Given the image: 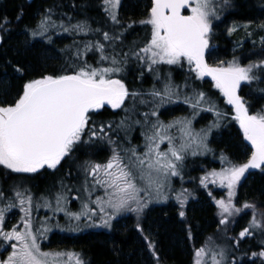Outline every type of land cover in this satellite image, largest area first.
I'll use <instances>...</instances> for the list:
<instances>
[{
	"label": "snow or ice",
	"instance_id": "6c2138e0",
	"mask_svg": "<svg viewBox=\"0 0 264 264\" xmlns=\"http://www.w3.org/2000/svg\"><path fill=\"white\" fill-rule=\"evenodd\" d=\"M231 6V0H150L145 18L123 20V0H99L96 7L102 19L94 21L58 12L60 6L54 3L33 16L32 23L23 24V52L39 47L46 59L61 62L52 71L42 70L24 79L14 94L0 90V168L6 174H34L44 169L58 170L69 158L74 160L76 152L88 155L87 149L105 151L101 145L107 146L109 154L103 161H81L75 175L69 166L58 184L39 195L23 184L0 188V264H91L83 251L42 250L41 240L47 239L46 234L52 230L48 224L60 213L69 224L80 222L85 227L109 230L118 217L132 213L136 221L133 228L143 240L151 264H163L157 242L142 222L145 211L154 203L171 199L176 203L177 216L186 221L192 194L182 186L177 190L173 178L183 182L188 158L212 151L209 137L228 118L206 92L189 83V77L176 83L171 71L161 70L185 63L193 80L210 77L212 87L231 106V120L242 133L246 156L244 162H237L222 153L221 167L204 169L197 178L201 188L223 189L226 196L216 198L207 191L218 210L217 230L222 236L207 237L197 247L191 225L185 229L186 238L193 242L192 264H240L237 253L242 242L257 235L264 237V210L255 202L238 203L237 196L250 170L264 172V105L254 110L241 95L243 86H247L249 95L264 99V87H260L264 85V36L259 40V52L252 53L258 59H248L245 64L241 59L246 57L234 54L230 60L210 64L207 56L213 50L214 22L221 20V13ZM24 15L21 7L12 19L0 16V48L11 39V25L22 24ZM252 23L233 22L227 34L231 36L240 27L247 30ZM136 25L148 29L145 38L125 44ZM257 29L264 31V22ZM65 34L73 37V43L53 48L54 37L61 39ZM251 35L247 32L248 37ZM77 36L82 39L76 40ZM89 36L93 39H87ZM252 43L255 48L256 41ZM238 46L243 48V43L238 42ZM17 52L20 54L21 49ZM89 54L93 62H89ZM130 61L139 66L140 79L145 73L152 74L150 89L130 90L122 76ZM5 64L4 75L10 67L20 79L31 67L20 59ZM174 104L187 106L191 113L165 122L160 118L161 109ZM106 107L125 115L118 121L94 120L93 116ZM201 112L213 113L215 119L197 130L194 121ZM134 126L141 129L139 144H133L128 134ZM73 201L80 202L78 211L69 210ZM41 208L52 215L34 218L33 213ZM14 209L19 211V219L6 227L7 215ZM248 212L251 217L246 226L228 236L229 226ZM55 226L60 227L58 222ZM67 230L81 229L77 223ZM258 247L250 255L261 258L264 264V239Z\"/></svg>",
	"mask_w": 264,
	"mask_h": 264
},
{
	"label": "trees",
	"instance_id": "16d2710c",
	"mask_svg": "<svg viewBox=\"0 0 264 264\" xmlns=\"http://www.w3.org/2000/svg\"><path fill=\"white\" fill-rule=\"evenodd\" d=\"M59 5L57 9L58 12H66L75 19H84L85 16L89 17L91 20L100 21L102 19V13L96 5L99 0H33L29 2L28 0H0V16H7L9 19L14 18L17 15L18 10L24 8V20L22 24L11 25L13 29L11 33V39L0 48V90L6 89L10 93L14 94L24 82V79L31 78L33 75H38L42 70L52 71L54 67L60 64V59H46L44 50L37 47L28 52H23V39L24 37L20 35V31L23 24L32 23V17L35 16L42 8L51 6L52 4ZM150 0H123V7L121 9V18L127 20L129 18L134 20H140L145 18V10L149 5ZM73 5H76L73 8ZM231 7L226 8L221 13V20L214 22V27L219 28L217 33L213 36L211 41L213 45V50L208 59L211 64H215L214 56L219 55L221 58L232 59L235 54L242 58V63H247L248 59H258L259 56L252 55L253 52H259V40L249 38L244 41L243 48L236 45L237 40L235 36H229L227 34V22H237V21H253L252 27H257L261 22H264V0H232ZM73 20V23L75 22ZM94 27L99 26L98 24H93ZM148 29L143 25H136L135 30L130 32L125 44L132 40H143ZM260 34H264V31H260ZM56 39L53 48H62L65 45H71L73 43V37L65 36L61 39ZM76 40H81L82 38L77 36ZM87 39H93L89 36ZM253 41H256L255 48L253 47ZM17 49H21V53L18 54ZM236 50L235 53L233 50ZM127 51V48H125ZM60 54L58 53V56ZM264 55V54H262ZM17 59L24 61L31 65L27 75L23 78H17L15 74L12 73L10 67L7 68V76L4 75L6 68L5 61L16 62ZM89 62H93L92 54L88 56ZM174 67V66H173ZM176 70H182L184 68L175 67ZM140 72L139 66L134 62L130 61L126 66L125 73L122 76L126 77L125 82L131 89H145L146 86H152L153 78L151 74L145 73L143 79L138 77ZM174 72V71H173ZM178 75L176 79L180 82L182 74L177 71L174 72ZM184 74V73H183ZM190 76V75H189ZM145 78L148 79L147 85L143 88L140 82H145ZM191 83L195 87L203 84L205 81L197 82V80L191 79ZM149 83V85H148ZM256 88L257 85H253ZM264 87V85H260ZM199 88V87H197ZM249 88L243 86L241 95L245 96L252 105L253 109H258L261 105H264V99H261L258 95H249ZM10 98V97H8ZM224 106V105H223ZM222 109V108H221ZM146 108H141L140 111H146ZM161 113L164 112L161 110ZM125 113L121 110H111L106 107L102 109L99 114L93 116V119L97 122L99 121H118ZM231 120L226 122L230 123ZM229 128L221 127V138L216 142L217 148L225 149L223 151L229 152V155L234 159L237 158V162H244L246 159L245 154L241 156V151L239 149L240 140L238 131L235 130L233 123L228 126ZM137 127L134 126L129 131V136L132 138V142L137 141V136L135 134ZM235 132L236 136H233ZM133 134V135H132ZM232 135V137H231ZM105 148V151H99L98 148L87 149L88 155L85 152L73 153L75 159L69 158L67 163L58 170L53 171L50 169L41 170L39 173L34 174H6L5 170L0 168V182H3L0 188L6 189V184L9 179L14 178L16 181H22V184H26V187L32 189L37 195L44 193L46 190L52 188L54 184H58L60 178L71 166L73 175L76 173L77 165L85 159H94L97 161H103L105 157L109 154L106 145H101ZM236 161V159H234ZM215 164V163H212ZM224 195H226V190L221 189ZM238 203L244 201L255 202L257 206L264 210V172L260 170H250L249 174H246V179L242 180L241 187L237 192ZM212 205H203L202 207H197L193 210L192 214L190 210L188 214L190 219L181 221L177 216V208L172 205L163 207L161 205L155 206L153 209H149L145 217L143 218V224L146 231L150 230L152 238L157 242L158 250L163 258V264H190L192 257V241L186 238L185 229L191 225L193 230V235L195 237V244H201L198 242L201 234L208 225H215L216 216L210 212ZM167 208V209H166ZM18 211L14 209L12 212ZM19 212V211H18ZM251 217V213L248 212L247 215H243L238 218L239 225L236 233L239 232L241 228L246 226L245 222ZM7 220V219H6ZM13 222V221H11ZM136 221L132 217L128 216L125 219H118L114 225V229L110 231H95L92 233H81L77 235H66L63 239L58 238L57 233L51 235L52 241L50 244L57 243V241L68 245H72L83 251L86 258H88L91 264H151L149 254L144 250V242L140 239L138 233L133 228V224ZM186 223V224H185ZM7 224V221H6ZM15 224V223H13ZM10 227V226H6ZM253 244L250 249L258 251L259 247L255 244V240H251ZM199 247L198 245H196ZM244 261L240 264H252L253 260L251 255L245 257ZM259 263L261 264V258ZM256 264V263H255Z\"/></svg>",
	"mask_w": 264,
	"mask_h": 264
},
{
	"label": "rangeland",
	"instance_id": "374dc122",
	"mask_svg": "<svg viewBox=\"0 0 264 264\" xmlns=\"http://www.w3.org/2000/svg\"><path fill=\"white\" fill-rule=\"evenodd\" d=\"M231 3H232V0H231ZM249 21H237L235 23L237 24H240V25H244V24H247ZM228 23V27H230L233 22H227ZM219 30V28H215L214 27V35L215 33H217V31ZM247 32H251L252 35L251 37H248L247 36ZM235 36V40H237V43L236 45L238 46V42H242L244 44V41L249 39V38H253L256 40L258 39L259 37L261 36H264V34H260L259 30L257 29V27H250L248 28L247 30H245L243 27H240L238 28L237 31H235L232 36ZM50 54H54L56 55L57 57L58 56V53H53L51 52L50 50ZM214 60L215 62H217L218 60H230L229 58L228 59H225V58H221L219 55H215L214 56ZM175 67L177 66H163L162 67V71L164 72H168V71H171L172 72V75H173V79L175 80L176 83H183L185 77H189V83H191V76H189V72H188V66L187 64L185 63L183 67L181 68H184V72H182V70H176ZM180 68V67H178ZM177 71L179 74H182V77L184 76V78H182L180 80V82H177L176 79L178 78V75H176L174 72ZM184 73V74H183ZM150 75V74H149ZM152 76V74H151ZM138 77H139V74H138ZM202 80H197L198 83L201 84ZM204 83L197 86L199 88V90H202L204 92L207 93L208 97L211 98V100L214 102V104L216 105L217 109L226 113L227 114V119H224L221 121L220 123V127L217 128V129H214L211 136L209 137V147L212 149L211 152H209L208 154L206 155H203V156H198V157H189L188 160L186 161V168H185V172H186V175L184 176V180L183 182H181V180L179 178H173V184L174 186L176 187L177 190H179L181 188V186L183 188H187L190 192H191V197L188 201V204H187V218H186V223H187V220L190 219V215L192 214L193 210L197 207H202L203 205H209L211 204L212 207L211 209L209 210L210 212H212L216 217V223L215 225H208V227L206 228V230H204L201 234V237L199 238L198 242H200L201 244L205 241V239L207 237H213L214 239L219 235V236H222L223 234L222 233H218V230H217V208L215 206V204L212 202L211 198L208 197L207 195V191H212L213 193V196L216 197V198H220L222 196H226L224 195L222 192L221 189L219 188H215L213 186H209V189L208 190H205L203 188H201L199 186V182H198V177L203 175V170L204 169H207V170H210V169H219L221 167V164H220V160H219V157L220 155L223 153L225 156L229 157L230 159H232L234 161V159H236L237 161V158H232L230 155H229V152H226V151H223L225 149H222V148H217V145H216V142L220 140L221 138V132L219 133V131H221V127H224V128H229V124L228 122H226L227 120H231L229 118V115L233 114L232 112V109H231V106L227 105L225 100L223 99V97L220 95V93L218 92V90L214 89L212 87V82L211 80H209L207 77L204 78ZM145 84L144 82H140L143 86V88L147 85V82H148V79L145 78ZM149 85V83H148ZM153 85V84H152ZM148 89H150L152 86H146ZM224 105V106H223ZM222 108V109H221ZM164 113L162 114L161 113V119L164 120L165 122L173 119L174 117H178V116H186V115H190L191 113V110L183 105V104H174V105H170V106H167V110L165 109H161ZM215 119L214 117V114L213 113H205V112H201L200 115L196 118V120L194 121V127L198 130L204 126H206L209 122L213 121ZM232 121V120H231ZM137 127V130L135 132L136 136H137V141L136 143L135 142H132L133 144H139L142 142V138L140 137V127L139 126H136ZM133 135V134H132ZM233 136H236L235 132H233L232 134ZM231 135V137H232ZM239 136V140H240V151H241V156L244 155V151H243V146H242V139ZM212 163H215V164H212ZM67 183H72L73 181H66ZM0 184H2L3 186V182H0ZM12 184H22V181H16L14 178H11L9 179V181H7V184H6V188H8L10 185ZM27 184V183H26ZM26 184H23L24 186H27ZM1 187V185H0ZM75 193H73L74 195ZM163 206V207H167L168 205H172V206H176V203L174 200H169L167 203H159V204H152L149 206L148 209H146L145 211V214L146 212L151 208H155V206ZM69 210L70 211H78L79 210V207H80V202L79 201H73L69 206ZM167 209V208H166ZM190 210V215L188 214ZM145 214H144V217H145ZM51 216L52 213L47 211L46 209H43L41 208L39 210V212H34L33 213V216L34 218L36 217H39L40 219H43L45 216ZM19 216H20V213L18 211H14V212H11L7 215V224L6 226H10L13 224V223H17L18 219H19ZM128 216L132 217L133 220H135V215L132 214V213H127V214H124L120 217H118L116 220L118 219H125V218H128ZM192 216V215H191ZM143 217V218H144ZM250 218H248L249 220ZM116 220L113 221V225H115L116 223ZM248 220L245 222V224H247ZM13 221V222H11ZM59 223L60 227H56V223ZM77 223H79V228L81 229L80 231H76V232H72V231H68L67 229L69 227H76L77 226ZM185 223V224H186ZM236 226V224L234 225H230L229 226V230L227 232V235L228 236H234L236 234V232H234L232 229ZM48 227H50L52 230L50 232H48L46 235H47V239H43L41 240V247H42V250H56V249H67V250H76V251H80L79 248L77 247H74L70 244L66 245L64 243H62V240H60L61 242L57 241V243H53V244H50V242L52 241L51 239V235L53 233H57L58 235V238H61L63 239L66 235H77V234H81V233H92V232H95V231H101V230H105V231H110L109 229H105V228H89V227H85L84 223H80V222H73L72 224H69L67 222V218L64 217L63 213H60V214H57L51 223L48 224ZM63 229V230H62ZM114 229V227H113ZM252 239V238H251ZM255 239L257 241H260L262 239H264V237H261L259 235H257L255 237ZM196 240V239H195ZM218 242H223V243H227L226 240H218ZM201 244H196L198 246H200ZM258 245V244H257ZM192 246V245H191ZM241 248H243V245L241 244ZM245 248V247H244ZM254 251L250 248L248 249H241L240 252L237 253V258H239L241 261H244V259H246L245 257L247 255H244L245 252L251 254V252ZM258 257H252L251 259H255V263L258 264L259 263V259H257ZM190 264H192V257H191V261H190Z\"/></svg>",
	"mask_w": 264,
	"mask_h": 264
},
{
	"label": "flooded vegetation",
	"instance_id": "af4514ba",
	"mask_svg": "<svg viewBox=\"0 0 264 264\" xmlns=\"http://www.w3.org/2000/svg\"><path fill=\"white\" fill-rule=\"evenodd\" d=\"M204 80V79H203ZM202 80V81H203ZM210 80V79H209ZM233 115V114H232ZM231 114L229 115V117L231 118V116H232ZM231 123H233V126L235 127V130L236 131H238V134L240 135V137H241V139H242V133L239 131V126H238V124L235 122V121H230V123H229V125H231ZM246 143V142H245ZM245 154V153H244ZM238 227H239V225H236L232 230L234 231V232H237V230H238ZM102 231V230H101ZM252 239L251 238H249V239H246L244 242H242V245H243V248H241V249H248V248H250L251 247V245L253 244V242L251 241ZM256 242H255V244H259V241H257L256 239H254ZM245 247V248H244ZM239 259V258H238ZM240 260V259H239ZM243 261H241L240 260V263H242Z\"/></svg>",
	"mask_w": 264,
	"mask_h": 264
},
{
	"label": "water",
	"instance_id": "95a60500",
	"mask_svg": "<svg viewBox=\"0 0 264 264\" xmlns=\"http://www.w3.org/2000/svg\"><path fill=\"white\" fill-rule=\"evenodd\" d=\"M28 1H30V2H31V1H33V0H28ZM207 59H208V58H207ZM208 62H209V61H208Z\"/></svg>",
	"mask_w": 264,
	"mask_h": 264
},
{
	"label": "bare ground",
	"instance_id": "6f19581e",
	"mask_svg": "<svg viewBox=\"0 0 264 264\" xmlns=\"http://www.w3.org/2000/svg\"><path fill=\"white\" fill-rule=\"evenodd\" d=\"M30 2V1H29Z\"/></svg>",
	"mask_w": 264,
	"mask_h": 264
}]
</instances>
